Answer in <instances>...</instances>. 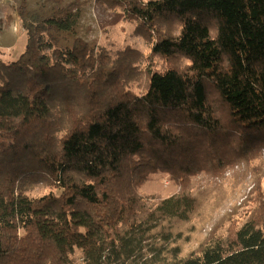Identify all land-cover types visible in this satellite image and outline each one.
<instances>
[{"label": "trees", "instance_id": "obj_1", "mask_svg": "<svg viewBox=\"0 0 264 264\" xmlns=\"http://www.w3.org/2000/svg\"><path fill=\"white\" fill-rule=\"evenodd\" d=\"M47 1L23 3L25 49L0 58V264H264L260 192L181 248L201 203L191 177L216 168L218 179L264 148V0H110L146 53L61 44L82 2ZM250 137L262 144L247 150ZM160 169L182 190L141 195Z\"/></svg>", "mask_w": 264, "mask_h": 264}, {"label": "rangeland", "instance_id": "obj_2", "mask_svg": "<svg viewBox=\"0 0 264 264\" xmlns=\"http://www.w3.org/2000/svg\"><path fill=\"white\" fill-rule=\"evenodd\" d=\"M78 1L82 2V6L75 33H63L61 44L69 45L74 36H79L95 47L102 45L120 49L129 45L143 53L149 51L146 38L135 32L136 27L133 22L124 18L121 5L110 0ZM23 3L27 8L37 11L51 7V3L47 0H0V58L4 61L16 59L25 49L27 35L19 16ZM160 25L165 27L166 21ZM142 65L145 67L146 63ZM212 98L215 99V106L220 112L219 99L216 96ZM221 117L226 120L224 115L221 114ZM225 124L228 125V122L225 121ZM230 133L234 136V140L242 139L240 132L235 133V128H231ZM259 140V137L246 139L249 145L246 149L252 150L254 146H260L262 142ZM227 149L230 155L244 150L234 143H230ZM220 154L224 155V151ZM249 156L252 158L250 163L235 161L218 179L216 174L220 169L216 168H213L210 174L200 172L191 177L190 183L200 184L203 188L200 189L201 203L199 202L194 216L188 224L181 226L185 234L189 235V239L181 243L183 253L194 250L208 236L216 235V232L219 234L218 230L220 232L222 230L219 227L231 210L235 211L239 207L240 212L245 213L250 206H255L254 203L249 202V198L251 199L258 192L264 202V148L260 152H250ZM161 159L165 160V157ZM169 162L173 164L170 159ZM181 183L180 176L172 178L167 171L160 169L148 176L146 182L139 188V192L143 196L162 199L180 192ZM48 190L47 187L40 185L31 194L40 195Z\"/></svg>", "mask_w": 264, "mask_h": 264}]
</instances>
